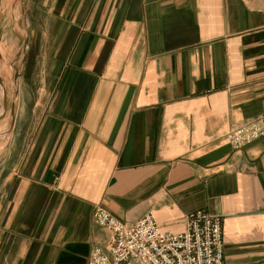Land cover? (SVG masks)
<instances>
[{"label":"crops","instance_id":"crops-1","mask_svg":"<svg viewBox=\"0 0 264 264\" xmlns=\"http://www.w3.org/2000/svg\"><path fill=\"white\" fill-rule=\"evenodd\" d=\"M36 11L40 76L19 78L0 135V264L107 253L94 206L127 225L151 213L170 233L205 211L222 218L223 264H264V137L227 139L263 110V1L37 0Z\"/></svg>","mask_w":264,"mask_h":264},{"label":"built area","instance_id":"built-area-1","mask_svg":"<svg viewBox=\"0 0 264 264\" xmlns=\"http://www.w3.org/2000/svg\"><path fill=\"white\" fill-rule=\"evenodd\" d=\"M261 137H264V99L258 117L227 133L235 148ZM92 220L111 235L107 253L93 248L86 264H223L222 218L205 211L188 213L184 230L179 233L161 230L151 213L127 225L104 208L94 206Z\"/></svg>","mask_w":264,"mask_h":264},{"label":"rangeland","instance_id":"rangeland-1","mask_svg":"<svg viewBox=\"0 0 264 264\" xmlns=\"http://www.w3.org/2000/svg\"><path fill=\"white\" fill-rule=\"evenodd\" d=\"M36 8L37 0H2L0 3V79L9 101L3 123L8 122L19 78L37 79L40 76L39 67L43 62L41 45L34 46L31 38L35 29L46 24L38 25L44 18L38 16ZM43 69L45 72L42 74L47 78V63Z\"/></svg>","mask_w":264,"mask_h":264},{"label":"water","instance_id":"water-1","mask_svg":"<svg viewBox=\"0 0 264 264\" xmlns=\"http://www.w3.org/2000/svg\"><path fill=\"white\" fill-rule=\"evenodd\" d=\"M0 82H1V79H0ZM14 82H16V81H15V78H14ZM15 98H16V93H15V91H14L13 99H12V101H11L10 116H9V119H8V122H7L8 127H7L6 131L3 132V133H0V135H3V134H5V133H8L9 130L11 129L12 125H13V119H14V113H15V103H14ZM2 99H3V103H4V105H5V104H6L5 92L3 93V98H2Z\"/></svg>","mask_w":264,"mask_h":264},{"label":"bare ground","instance_id":"bare-ground-1","mask_svg":"<svg viewBox=\"0 0 264 264\" xmlns=\"http://www.w3.org/2000/svg\"><path fill=\"white\" fill-rule=\"evenodd\" d=\"M15 5H16V4H15ZM15 9H16V7H15ZM14 14H16V13L14 12ZM14 14H13V15H14ZM7 81H8V80H7ZM9 85H10V84H9ZM7 127H8V124L6 125L4 131H6Z\"/></svg>","mask_w":264,"mask_h":264}]
</instances>
